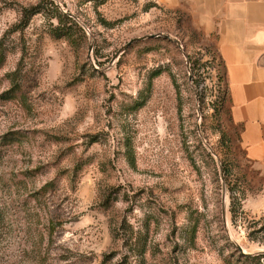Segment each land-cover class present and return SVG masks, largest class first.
Returning <instances> with one entry per match:
<instances>
[{"label": "rangeland", "instance_id": "1", "mask_svg": "<svg viewBox=\"0 0 264 264\" xmlns=\"http://www.w3.org/2000/svg\"><path fill=\"white\" fill-rule=\"evenodd\" d=\"M214 55L151 0H0V264H264Z\"/></svg>", "mask_w": 264, "mask_h": 264}, {"label": "crops", "instance_id": "2", "mask_svg": "<svg viewBox=\"0 0 264 264\" xmlns=\"http://www.w3.org/2000/svg\"><path fill=\"white\" fill-rule=\"evenodd\" d=\"M185 9L225 67L231 123L245 157L264 163V0H151Z\"/></svg>", "mask_w": 264, "mask_h": 264}, {"label": "trees", "instance_id": "3", "mask_svg": "<svg viewBox=\"0 0 264 264\" xmlns=\"http://www.w3.org/2000/svg\"><path fill=\"white\" fill-rule=\"evenodd\" d=\"M105 26H110V24L108 22H103ZM58 36H62L63 34L58 33ZM217 63V64H216ZM209 64L212 66L213 69H217V75H216V79H217V83H218V95L216 98V103L214 106V112L219 114L224 110L225 104L227 101H229L228 99V89H227V84L225 82V67L223 64L222 59L216 55H214ZM225 83L226 84V88L224 90H222V84ZM226 137V135L224 134L223 137Z\"/></svg>", "mask_w": 264, "mask_h": 264}, {"label": "water", "instance_id": "4", "mask_svg": "<svg viewBox=\"0 0 264 264\" xmlns=\"http://www.w3.org/2000/svg\"><path fill=\"white\" fill-rule=\"evenodd\" d=\"M150 37H152V36H150ZM140 40H143V39H136V40L131 41V42L125 47V49L128 48V47H130L133 43H135V42H137V41H140ZM237 248H238V250H239L241 253H243L241 247L238 246Z\"/></svg>", "mask_w": 264, "mask_h": 264}]
</instances>
